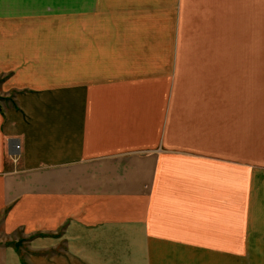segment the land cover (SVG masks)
<instances>
[{
  "label": "crops",
  "instance_id": "0c3cea01",
  "mask_svg": "<svg viewBox=\"0 0 264 264\" xmlns=\"http://www.w3.org/2000/svg\"><path fill=\"white\" fill-rule=\"evenodd\" d=\"M200 1L0 0V264H264V53Z\"/></svg>",
  "mask_w": 264,
  "mask_h": 264
},
{
  "label": "rangeland",
  "instance_id": "374dc122",
  "mask_svg": "<svg viewBox=\"0 0 264 264\" xmlns=\"http://www.w3.org/2000/svg\"><path fill=\"white\" fill-rule=\"evenodd\" d=\"M250 1L242 0L240 5L238 0H202L193 7L192 11H164L154 14L158 15L164 25L171 22L176 24L177 20L182 18L179 29L186 35L209 37L212 41L220 43L221 50L232 53L231 55L241 54L242 59L238 60V63H241V66H249L254 32L260 61L261 55L264 53V10L261 9L264 8V5H260L259 10L252 16ZM199 4L201 5L199 6ZM145 14L147 20L153 19L150 17L152 13ZM227 62L234 64L236 61ZM7 242L8 240L3 241L0 235V244H10ZM17 244L20 246L18 248L24 259L26 243L21 241Z\"/></svg>",
  "mask_w": 264,
  "mask_h": 264
},
{
  "label": "built area",
  "instance_id": "2783aa9c",
  "mask_svg": "<svg viewBox=\"0 0 264 264\" xmlns=\"http://www.w3.org/2000/svg\"><path fill=\"white\" fill-rule=\"evenodd\" d=\"M18 147H19L18 145H15V148H16V149H18Z\"/></svg>",
  "mask_w": 264,
  "mask_h": 264
}]
</instances>
